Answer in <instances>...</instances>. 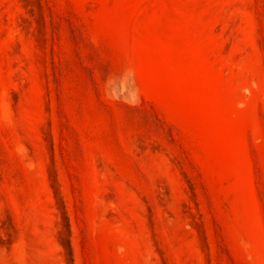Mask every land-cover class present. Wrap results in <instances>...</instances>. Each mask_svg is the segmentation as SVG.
<instances>
[{
  "label": "rangeland",
  "instance_id": "obj_1",
  "mask_svg": "<svg viewBox=\"0 0 264 264\" xmlns=\"http://www.w3.org/2000/svg\"><path fill=\"white\" fill-rule=\"evenodd\" d=\"M0 264H264V0H0Z\"/></svg>",
  "mask_w": 264,
  "mask_h": 264
}]
</instances>
